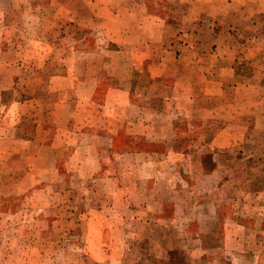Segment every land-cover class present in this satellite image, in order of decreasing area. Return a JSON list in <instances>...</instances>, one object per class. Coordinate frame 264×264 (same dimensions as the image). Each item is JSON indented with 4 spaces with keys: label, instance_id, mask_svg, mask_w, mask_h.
<instances>
[{
    "label": "rangeland",
    "instance_id": "obj_1",
    "mask_svg": "<svg viewBox=\"0 0 264 264\" xmlns=\"http://www.w3.org/2000/svg\"><path fill=\"white\" fill-rule=\"evenodd\" d=\"M204 1L0 0V264H264V0Z\"/></svg>",
    "mask_w": 264,
    "mask_h": 264
},
{
    "label": "crops",
    "instance_id": "obj_2",
    "mask_svg": "<svg viewBox=\"0 0 264 264\" xmlns=\"http://www.w3.org/2000/svg\"><path fill=\"white\" fill-rule=\"evenodd\" d=\"M174 1H177L178 3L179 2H182V1H186V2H194L196 0H174ZM212 1L213 0H205L204 3L206 4L205 6H202L201 10L202 12H199L198 13V18H199V21L197 22V30L194 28L192 29L190 32H188L187 34H190V36L187 37V39L183 40V44L178 42L176 43L175 46L176 47V50L177 51H181V50H191L192 53H195V50H198V47L200 46L199 45V41L200 40H203L206 41L208 40V38L210 39L211 37H214L217 35V28H218V25L216 23L215 20L212 19V16L213 14H215L214 12H211V8H213V4H212ZM214 2L217 3H222V0H214ZM210 11V12H208ZM149 14V13H148ZM152 15V16H157L158 14L156 13H152V14H149V16ZM160 17V16H159ZM148 18V17H147ZM146 18V19H147ZM150 23H158L154 18L152 21H149ZM140 23L141 25H138L137 24V30L141 29L142 32H145L147 30V25L145 24L146 22L142 19L140 20ZM149 28H152L151 25H149ZM219 29V28H218ZM136 30V31H137ZM196 30V31H195ZM136 31H134V34L136 33ZM186 34V35H187ZM126 38H127V42H130V39L129 37L127 36V33H126ZM150 37H145L142 41H147ZM150 41L154 40L152 37L151 39H149ZM134 42V45L137 43V38H134L132 40ZM156 42H158V39H156ZM208 42V41H207ZM162 43V42H161ZM182 44V45H181ZM179 46H182V49H179L178 47ZM203 50V49H202ZM205 52L207 50V48H204ZM140 52V55H144L145 57H147L146 55V49H143V50H139ZM207 53V52H206ZM151 55V53H148ZM152 56V55H151ZM145 60V59H142V61ZM189 63V61H186ZM239 67V66H238ZM237 67V68H238Z\"/></svg>",
    "mask_w": 264,
    "mask_h": 264
}]
</instances>
